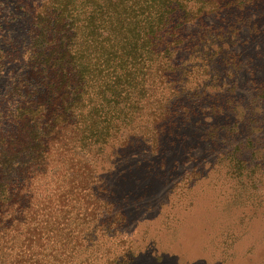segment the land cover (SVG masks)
<instances>
[{"label": "rangeland", "instance_id": "obj_1", "mask_svg": "<svg viewBox=\"0 0 264 264\" xmlns=\"http://www.w3.org/2000/svg\"><path fill=\"white\" fill-rule=\"evenodd\" d=\"M49 2L0 0V58H20L0 60V127L25 70L30 23ZM171 9L182 44L143 88L129 89L136 118L99 159L109 200L75 197L74 213L43 225L38 243L16 229L14 212L0 264H264V0H172ZM8 156L13 191L23 173ZM51 187L31 200L34 222L62 208Z\"/></svg>", "mask_w": 264, "mask_h": 264}, {"label": "trees", "instance_id": "obj_2", "mask_svg": "<svg viewBox=\"0 0 264 264\" xmlns=\"http://www.w3.org/2000/svg\"><path fill=\"white\" fill-rule=\"evenodd\" d=\"M238 1L244 6L251 0ZM215 2L206 0L207 4ZM49 3L50 13L40 10L30 23L33 35L24 55L25 70L11 86V106L0 127V241L14 230L10 227L14 212L19 216L14 220L16 229H23L27 238L38 243L45 233L43 225L58 226L66 213H74L75 197L109 200L99 173L101 153L119 140L122 123L136 118L140 103L125 96L129 89L133 94L143 88L146 76L155 72L150 68L165 66L172 46L175 51L182 44L175 37L178 25H170L172 0ZM76 10L81 13L75 14ZM0 60L20 58L6 53ZM158 71L162 76L163 69ZM148 80L155 84L156 79ZM122 100L125 104H120ZM8 155L19 159L23 173H19L23 186L13 191L6 181L12 173L7 169ZM48 184L52 185L51 202L62 208L34 222L37 213L31 200ZM25 191L26 204L22 202ZM85 208L95 211L91 206Z\"/></svg>", "mask_w": 264, "mask_h": 264}]
</instances>
